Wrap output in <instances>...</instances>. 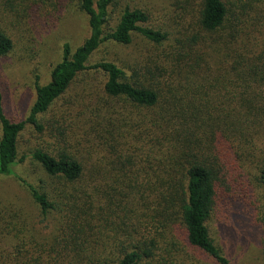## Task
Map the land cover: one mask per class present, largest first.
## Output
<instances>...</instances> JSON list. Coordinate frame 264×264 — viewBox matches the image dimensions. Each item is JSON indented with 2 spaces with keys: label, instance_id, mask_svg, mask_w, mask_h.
Instances as JSON below:
<instances>
[{
  "label": "trees",
  "instance_id": "obj_1",
  "mask_svg": "<svg viewBox=\"0 0 264 264\" xmlns=\"http://www.w3.org/2000/svg\"><path fill=\"white\" fill-rule=\"evenodd\" d=\"M52 1L54 10L74 5L83 13L89 35L73 51L63 46L47 84L35 76L22 120L5 115L0 91V178H17L42 215L56 202L67 208L72 236L61 264H184L180 257L227 264L209 235L212 214L248 207L264 227V0H196L193 15L176 0L183 30L171 44L168 33L141 26L149 21L141 10L125 8L111 24L117 0ZM135 34L159 49L167 44L145 76L114 61L90 64L101 46H128ZM12 51L0 31V59ZM90 74L103 81L105 105L97 135L86 133L95 142L87 158L60 146L31 151L50 180L43 192L14 173L25 159H18L20 137L27 129L41 135L57 102ZM119 118L133 127L124 130Z\"/></svg>",
  "mask_w": 264,
  "mask_h": 264
},
{
  "label": "rangeland",
  "instance_id": "obj_2",
  "mask_svg": "<svg viewBox=\"0 0 264 264\" xmlns=\"http://www.w3.org/2000/svg\"><path fill=\"white\" fill-rule=\"evenodd\" d=\"M29 2L33 0H0V31L6 32L13 42L10 55L0 59V91L4 113L13 121L22 120L34 102L35 76L39 77L41 85L47 84L52 68L61 61L63 46L67 44L73 51L89 35L87 17L74 5L54 10L52 0H36V5ZM175 2L117 0L110 10L111 24L116 23L125 8L138 9L149 16V21L141 26L168 33L170 41L167 44H171L183 30V13L174 7ZM196 3V0H179L177 6L184 5L193 15ZM20 13L23 14L17 17L16 14ZM188 28L193 29L190 35L196 32L194 27ZM167 44L159 49L135 34L128 46L104 44L93 55L90 64L100 60L114 61L128 74L130 70L145 76L144 66L153 69L159 53L167 49ZM214 53L210 51L211 56ZM218 58L216 55L212 57L213 67L219 62ZM102 83L97 75L79 77L44 119L43 133L37 135L27 129L22 134L18 143V159H25L14 168L19 179L35 188L42 185L45 188L42 191L48 192L50 180L28 158L36 148L60 146L69 152L80 150L87 158L89 141L92 144L95 141L87 138L86 133L93 128L94 137L97 135V112H102L105 107ZM115 109L124 111L118 105ZM119 120L124 130L129 131L133 127L128 120ZM251 162L253 167V158ZM250 172L255 174L253 169ZM251 179V184L256 187L254 196L258 207L261 191L255 178L251 176ZM67 214H70L67 208L56 202L55 210L42 215L17 178H0V264H61L72 236L66 228ZM206 225L210 238L227 264H264V227L259 223L258 211L253 213L248 207L238 206L228 215L213 213ZM187 253L191 256L190 252ZM188 259L179 258L184 264L192 263ZM197 264L216 263L208 258Z\"/></svg>",
  "mask_w": 264,
  "mask_h": 264
}]
</instances>
